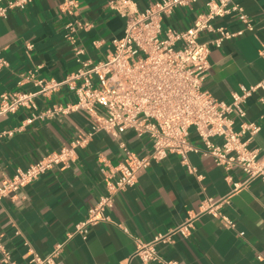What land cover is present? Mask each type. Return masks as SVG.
<instances>
[{
    "label": "crops",
    "instance_id": "obj_1",
    "mask_svg": "<svg viewBox=\"0 0 264 264\" xmlns=\"http://www.w3.org/2000/svg\"><path fill=\"white\" fill-rule=\"evenodd\" d=\"M65 1L33 0L0 20V51L9 63L8 68L0 70V96L35 92L36 87L25 80L30 72L38 79L65 81L80 68L75 56L78 49L84 51L82 60L94 62L105 61L113 53V40L123 37L125 20L110 8L111 0H76L79 6L72 14L61 10ZM131 1L145 10L161 0ZM207 1L197 0L193 9L177 8L171 18L164 20V28L185 31L193 27L205 13ZM233 1L243 7L254 30L226 41L221 48H211L204 85L227 103L240 86L250 87L264 79V0ZM77 22L90 28L78 29L74 42L65 39L68 25ZM215 25L230 32L245 29L236 14L216 20ZM215 38L216 34L203 33L200 42L209 43ZM28 44L34 49L28 50ZM261 98L264 93H256L246 108L248 120L262 127L250 139V149L264 156ZM76 101L74 89L68 86L35 99L39 111ZM30 116L29 110L21 109L0 117V182L60 150L91 126L87 114L74 112L23 127ZM190 134L192 143L202 148L195 131ZM121 143L140 157L152 151L148 137L137 138L127 131L117 139L100 132L87 147L76 151V160L69 168L56 167L0 202V233L5 235V243L18 264H26L29 257L26 241L42 256L63 244V264H143L134 257V238L151 243L188 223L189 238L177 235L174 243L158 246L164 258L178 264H264V182L255 179L234 192L226 177L230 175L234 183L244 184L247 176L243 171L235 168L227 173L211 156L202 154L190 155L200 179L189 173L181 157L170 155L139 171L137 185L116 195L114 207L107 211L109 222L91 227L87 239L74 234L76 225L88 217L89 209L107 194L105 173L125 159ZM209 198L217 206L216 212L232 220L237 230L228 228L220 215L207 210L205 202ZM239 232H244V237Z\"/></svg>",
    "mask_w": 264,
    "mask_h": 264
},
{
    "label": "built area",
    "instance_id": "obj_2",
    "mask_svg": "<svg viewBox=\"0 0 264 264\" xmlns=\"http://www.w3.org/2000/svg\"><path fill=\"white\" fill-rule=\"evenodd\" d=\"M33 0H0V20L6 19L13 9H23ZM197 0H161L140 10L131 0H111L110 8L125 20L124 35L113 40L114 50L105 61L82 60L84 51L75 53L80 68L63 82L36 78L30 72L25 77L35 87V92H7L0 96V117L14 115L27 109L31 116L24 126L37 120H46L74 112H84L91 120L88 132L79 133L69 144L51 152L27 169H19L12 177L0 182V202L14 197L20 190L31 185L56 167L69 168L76 160V151L85 148L100 132L118 139L121 133L131 131L137 138L148 137L152 151L137 156L124 143L121 148L124 161L105 173L107 194L89 209L88 217L76 225L75 233L87 239L88 231L100 223L109 222L107 211L115 204L117 194L134 188L138 173L154 163H161L170 155L182 158L190 174L198 179L197 169L190 163L191 154L211 156L218 167L227 173L239 168L247 176L244 184L234 183L230 175L226 179L236 192L250 181L264 182V156L250 149V139L260 133V123L249 121L247 103L258 92L264 93V79L256 85L240 86L227 103L213 96L204 88L210 70L211 48H221L226 41L253 31L254 25L243 7L233 0H209L206 11L198 17L193 27L185 31L164 28V20L171 18L179 7L193 9ZM79 6L76 0H66L61 5L64 13L72 14ZM236 14L245 26L240 32H230L217 27L215 21ZM80 22L68 25L64 37L74 42L78 29H89ZM203 33L216 34L209 43L200 42ZM28 50L34 45L28 44ZM264 57V49L261 53ZM9 67L0 51V70ZM62 86L74 89L77 101L66 106H53L39 111L36 97L57 91ZM260 101L264 104V98ZM264 119L263 117L261 118ZM194 130L202 148L191 141ZM218 141V142H217ZM209 212H216L213 199L205 202ZM221 216L226 226L237 230L236 224ZM128 234L129 230L123 228ZM189 238L190 223L151 243L134 238V257L143 264H178L164 258L158 246L174 243L175 236ZM244 232H239L244 237ZM73 234L69 236L72 238ZM28 259L26 264H63L60 260L64 245H59L50 255L42 256L26 241ZM262 260V257H259ZM0 263L18 264L12 251L0 233Z\"/></svg>",
    "mask_w": 264,
    "mask_h": 264
}]
</instances>
